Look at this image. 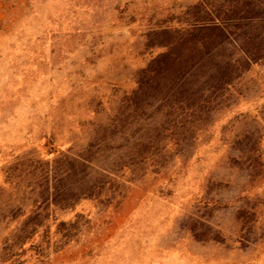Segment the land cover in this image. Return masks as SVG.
Here are the masks:
<instances>
[{"label":"rangeland","instance_id":"1","mask_svg":"<svg viewBox=\"0 0 264 264\" xmlns=\"http://www.w3.org/2000/svg\"><path fill=\"white\" fill-rule=\"evenodd\" d=\"M230 1L0 0V264H264V63L141 72Z\"/></svg>","mask_w":264,"mask_h":264},{"label":"trees","instance_id":"2","mask_svg":"<svg viewBox=\"0 0 264 264\" xmlns=\"http://www.w3.org/2000/svg\"><path fill=\"white\" fill-rule=\"evenodd\" d=\"M209 15L208 19L204 15V19L191 30L163 44V51L141 71L147 75L143 79L155 81L157 85H160L161 79H169L172 83L170 89L185 93L187 85L201 79L216 78L220 85L228 86L233 74L237 76L251 64L264 63V0H231L225 9L220 7ZM226 50L228 53H225ZM146 82L139 80L138 89L144 88ZM201 90L203 85L197 91ZM165 108L169 114L178 109L194 114L200 107ZM151 144L149 137L140 139L133 146L134 155L143 157L149 152ZM92 145L91 142L88 147ZM81 160L78 163L83 170L98 167L89 156ZM72 171L75 173L74 169ZM101 171L105 170L101 168ZM97 187L98 190L101 188L84 181L81 186L67 189V194L64 193V198L60 199L62 208H71L79 196L99 197L101 191L96 195L93 193Z\"/></svg>","mask_w":264,"mask_h":264}]
</instances>
